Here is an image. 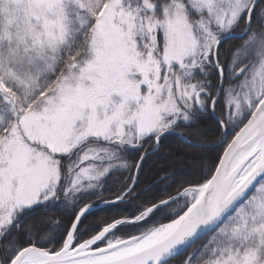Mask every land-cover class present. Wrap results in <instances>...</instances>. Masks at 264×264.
<instances>
[{
	"label": "snow or ice",
	"instance_id": "1",
	"mask_svg": "<svg viewBox=\"0 0 264 264\" xmlns=\"http://www.w3.org/2000/svg\"><path fill=\"white\" fill-rule=\"evenodd\" d=\"M176 261L264 264V0H0V264Z\"/></svg>",
	"mask_w": 264,
	"mask_h": 264
},
{
	"label": "trees",
	"instance_id": "2",
	"mask_svg": "<svg viewBox=\"0 0 264 264\" xmlns=\"http://www.w3.org/2000/svg\"><path fill=\"white\" fill-rule=\"evenodd\" d=\"M233 43H238V41ZM231 46L229 45V47ZM214 127L210 122L202 126V130L208 136V139L202 141L203 144L208 146L206 149L192 147L177 137L165 140L159 154L146 159V162L142 165L141 187L147 188L163 175L190 174L198 177L202 168L215 161L225 147L224 143H219L223 138L214 130ZM187 135L195 136L193 133H187ZM134 159L135 157H129V160ZM105 199H111V196H107ZM93 203H101V201L96 200ZM105 208L106 211L96 215V223H102L112 215L124 211L123 206L117 207L115 204L106 205ZM176 264H180V262L176 261Z\"/></svg>",
	"mask_w": 264,
	"mask_h": 264
},
{
	"label": "water",
	"instance_id": "3",
	"mask_svg": "<svg viewBox=\"0 0 264 264\" xmlns=\"http://www.w3.org/2000/svg\"><path fill=\"white\" fill-rule=\"evenodd\" d=\"M221 142H223V140Z\"/></svg>",
	"mask_w": 264,
	"mask_h": 264
}]
</instances>
